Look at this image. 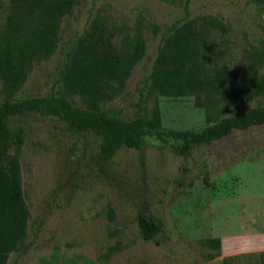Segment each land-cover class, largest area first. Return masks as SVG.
Segmentation results:
<instances>
[{
	"label": "rangeland",
	"instance_id": "1",
	"mask_svg": "<svg viewBox=\"0 0 264 264\" xmlns=\"http://www.w3.org/2000/svg\"><path fill=\"white\" fill-rule=\"evenodd\" d=\"M10 0H0V29ZM105 18L116 29L144 26L146 55L134 67L123 91L102 105L125 121L159 112L163 126L202 130L216 119L245 112L264 97L230 107L217 115L196 105L194 96L170 100L146 95L161 38L191 18L216 17L228 28L217 34L212 58L242 83L247 55H264V6L254 0H78L63 18L54 53L35 62L23 86L4 100L63 96L61 71L66 55L89 20ZM264 78V63L259 67ZM22 128V189L29 210L26 237L7 264H264V125L234 131L188 156L171 151L169 141L147 139L140 150L120 149L99 157V138L77 133L55 117L29 113L8 121ZM161 224L144 241L138 218ZM220 238V248L205 244Z\"/></svg>",
	"mask_w": 264,
	"mask_h": 264
},
{
	"label": "trees",
	"instance_id": "2",
	"mask_svg": "<svg viewBox=\"0 0 264 264\" xmlns=\"http://www.w3.org/2000/svg\"><path fill=\"white\" fill-rule=\"evenodd\" d=\"M264 6V0H254ZM78 0H10L0 29V80L12 96L25 83L33 64L50 57L58 44L63 18L70 16ZM228 28L216 17L191 18L170 29L160 40L149 76L142 91L173 101L194 96L196 105L215 110L217 115L232 106L264 97V78L259 67L264 55H247V73L242 83L232 84L212 58L217 34ZM146 55L144 26L121 30L105 18L89 20L83 33L66 55L61 80L68 96H76L79 107L63 96L4 100L0 105V264H7L26 237L29 210L22 189L21 153L25 141L22 128L8 121L36 113L55 117L77 133H92L99 140V157L108 161L122 148L140 150L147 139L188 156L195 147L208 146L234 131L264 125V104L216 119L202 130H176L163 126L159 112L151 118L125 121L109 116L102 105L115 99L125 88L134 67ZM144 241L160 232L161 224L145 215L138 218ZM205 244L220 248V238ZM47 264L46 262H44Z\"/></svg>",
	"mask_w": 264,
	"mask_h": 264
}]
</instances>
